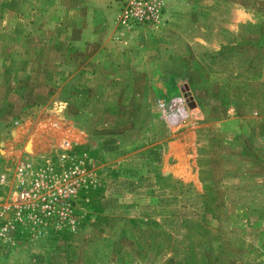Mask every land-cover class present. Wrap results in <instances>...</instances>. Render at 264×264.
I'll return each instance as SVG.
<instances>
[{"label":"rangeland","instance_id":"374dc122","mask_svg":"<svg viewBox=\"0 0 264 264\" xmlns=\"http://www.w3.org/2000/svg\"><path fill=\"white\" fill-rule=\"evenodd\" d=\"M0 264H264V0H0Z\"/></svg>","mask_w":264,"mask_h":264},{"label":"crops","instance_id":"0c3cea01","mask_svg":"<svg viewBox=\"0 0 264 264\" xmlns=\"http://www.w3.org/2000/svg\"><path fill=\"white\" fill-rule=\"evenodd\" d=\"M77 1L80 2L81 0H77ZM96 29H97V28H96ZM91 44H92V45H91L89 48H92V49H93L92 51H93V53H94V51L98 50V48H99V47H98V44H99V43H98V42L95 43V41H94V42H92ZM84 49H85V52H84V53H90V54H92V51H90V52H87V51H86V50L88 49V46L85 47ZM83 55H85V54H83Z\"/></svg>","mask_w":264,"mask_h":264}]
</instances>
